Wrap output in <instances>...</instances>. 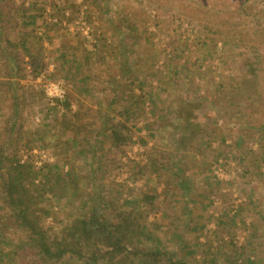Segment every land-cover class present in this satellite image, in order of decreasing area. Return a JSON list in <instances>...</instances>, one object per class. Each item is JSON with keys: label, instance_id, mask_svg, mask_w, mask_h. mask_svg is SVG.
Instances as JSON below:
<instances>
[{"label": "rangeland", "instance_id": "obj_1", "mask_svg": "<svg viewBox=\"0 0 264 264\" xmlns=\"http://www.w3.org/2000/svg\"><path fill=\"white\" fill-rule=\"evenodd\" d=\"M0 15V148L31 169L53 251L123 209L145 215L140 251L264 264V0H0ZM2 193L0 264H94L45 261Z\"/></svg>", "mask_w": 264, "mask_h": 264}, {"label": "trees", "instance_id": "obj_2", "mask_svg": "<svg viewBox=\"0 0 264 264\" xmlns=\"http://www.w3.org/2000/svg\"><path fill=\"white\" fill-rule=\"evenodd\" d=\"M2 18L0 15V25L4 26L5 21ZM238 34L239 36L230 39L235 42H243L242 33L238 32ZM24 48L30 54V48L25 46ZM64 108H69L68 102H65ZM121 127L123 128L124 124ZM108 135L116 146H121L128 141L127 137L121 133L120 128L112 127ZM142 142L144 143V141ZM8 154L6 147L0 148L2 201L11 209L20 225L30 230L36 237V244L45 261L61 258L64 253L69 252L76 256L86 257L87 261H94V264H99L100 261L101 264H187L181 259L173 260L165 252L158 249L140 251L134 243V236L143 228L141 223L136 220L145 215L123 209L116 211L119 218L116 224H108L99 212L88 213L82 220L81 242L72 246L66 242H56L54 243L55 246L57 245L56 251H53L47 231L38 223V213L35 210L39 203L38 195L26 183V178L31 173V169L27 163L19 161L16 153ZM157 198L158 193L154 188L149 192L144 191L142 193V200L144 203H148L147 205L153 203ZM113 233L117 234L116 237ZM97 235L100 236L99 239H96ZM162 256L164 260L161 258ZM138 257H140V261H136Z\"/></svg>", "mask_w": 264, "mask_h": 264}, {"label": "built area", "instance_id": "obj_3", "mask_svg": "<svg viewBox=\"0 0 264 264\" xmlns=\"http://www.w3.org/2000/svg\"><path fill=\"white\" fill-rule=\"evenodd\" d=\"M49 92L53 94L57 99L63 98L64 91L61 88L60 84L52 82L48 85Z\"/></svg>", "mask_w": 264, "mask_h": 264}]
</instances>
